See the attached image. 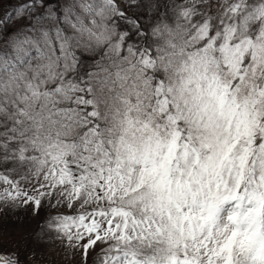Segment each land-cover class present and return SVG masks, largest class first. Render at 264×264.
Masks as SVG:
<instances>
[{"label": "snow or ice", "instance_id": "snow-or-ice-1", "mask_svg": "<svg viewBox=\"0 0 264 264\" xmlns=\"http://www.w3.org/2000/svg\"><path fill=\"white\" fill-rule=\"evenodd\" d=\"M0 13V264H264V0Z\"/></svg>", "mask_w": 264, "mask_h": 264}, {"label": "rangeland", "instance_id": "rangeland-1", "mask_svg": "<svg viewBox=\"0 0 264 264\" xmlns=\"http://www.w3.org/2000/svg\"><path fill=\"white\" fill-rule=\"evenodd\" d=\"M25 2V0H20ZM2 15V13H0ZM9 25H4L7 28ZM27 221L13 219L11 217H0V236L11 233L14 236H25ZM39 264H70L65 258V254L60 250L58 242L46 245L37 251Z\"/></svg>", "mask_w": 264, "mask_h": 264}]
</instances>
